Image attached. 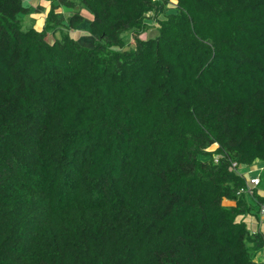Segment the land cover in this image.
Listing matches in <instances>:
<instances>
[{"label":"trees","instance_id":"trees-1","mask_svg":"<svg viewBox=\"0 0 264 264\" xmlns=\"http://www.w3.org/2000/svg\"><path fill=\"white\" fill-rule=\"evenodd\" d=\"M43 1L0 0V264H259L264 0Z\"/></svg>","mask_w":264,"mask_h":264},{"label":"crops","instance_id":"crops-1","mask_svg":"<svg viewBox=\"0 0 264 264\" xmlns=\"http://www.w3.org/2000/svg\"><path fill=\"white\" fill-rule=\"evenodd\" d=\"M34 1L35 0H29V3L32 4ZM36 2L38 3L39 0H36ZM43 21L44 19L42 22ZM243 175L245 176L246 180L256 177L260 179V184L255 189L253 193L254 195H245L249 204L246 210L250 208L253 213H245L243 216H250L256 220L255 222L253 219H247V222L250 224V231L252 234H258L264 238V216L260 214L261 204H264V162H257L252 167L246 169ZM223 204L228 207L236 206L235 201L229 200H224ZM255 207L256 209L254 210ZM255 261H257L259 264H264V246L261 247V250L256 253Z\"/></svg>","mask_w":264,"mask_h":264},{"label":"rangeland","instance_id":"rangeland-1","mask_svg":"<svg viewBox=\"0 0 264 264\" xmlns=\"http://www.w3.org/2000/svg\"><path fill=\"white\" fill-rule=\"evenodd\" d=\"M28 3V2H27ZM29 6L33 7V9H35L37 6V2L36 0L34 2L31 3H28ZM50 3H48L47 1H43L41 2V6L45 9V10H48L49 7H50ZM42 8V9H43ZM58 12H61L60 9L57 10ZM45 12H36V11H31L30 14H28L27 16L25 15H21L22 17V22H23V27L24 29H28V28H38L40 29L42 26H43V22L42 20L45 18ZM91 21V17L89 19H87V21L84 22L83 26H87L88 23ZM153 28V27H152ZM156 28V27H155ZM153 29L152 31L150 30L148 33H145L143 34L141 37L142 39H149L153 36H155L157 34V30L156 29ZM70 35L73 36V37H77V38H80V37H86V41L84 43H88V32H80V31H70ZM61 39V36H60V31H57L55 34H52V33H48V36H47V41L52 43L54 42L55 40H60ZM246 169H248L247 167H239V172L242 174L245 173ZM256 209V207L254 208V210ZM244 219V220H243ZM247 219H253V217H250V216H243V215H240L236 218V220L238 222H246L248 227H249V230H250V224L247 222ZM253 221L256 222L255 219H253Z\"/></svg>","mask_w":264,"mask_h":264},{"label":"built area","instance_id":"built-area-1","mask_svg":"<svg viewBox=\"0 0 264 264\" xmlns=\"http://www.w3.org/2000/svg\"><path fill=\"white\" fill-rule=\"evenodd\" d=\"M259 179L258 178H251L247 185L243 188H241L239 191H238V195L240 194H243V195H252L253 194V190L256 186L259 185ZM260 214L262 216H264V204L261 205V209H260Z\"/></svg>","mask_w":264,"mask_h":264},{"label":"clouds","instance_id":"clouds-1","mask_svg":"<svg viewBox=\"0 0 264 264\" xmlns=\"http://www.w3.org/2000/svg\"><path fill=\"white\" fill-rule=\"evenodd\" d=\"M257 178V177H256ZM251 179V178H250ZM250 179H248V181L250 180ZM259 179V178H258ZM259 181H260V179H259ZM259 184H260V182H259ZM253 193H254V191H253ZM253 195V194H252ZM262 205V204H261Z\"/></svg>","mask_w":264,"mask_h":264}]
</instances>
